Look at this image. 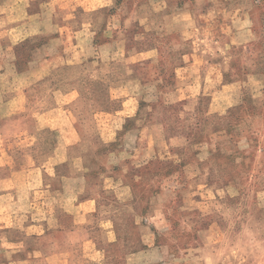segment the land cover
Here are the masks:
<instances>
[{"label": "crops", "instance_id": "1", "mask_svg": "<svg viewBox=\"0 0 264 264\" xmlns=\"http://www.w3.org/2000/svg\"><path fill=\"white\" fill-rule=\"evenodd\" d=\"M129 27L141 30L136 46L158 39L127 48ZM200 30L209 36L192 41ZM190 40L231 46V88L213 94L231 92L243 113L231 156L250 158L252 186L264 158V0H0V264H188L195 249L177 246L174 260L173 245L194 228L175 226L176 210L211 219L223 207L207 184L218 171L196 160L186 175L201 142L181 130L209 89L204 53H179L168 74L169 48H158ZM142 61L161 77L144 83L130 68ZM176 104L169 132L159 109ZM133 152L138 165L119 162ZM220 232L214 219L197 229L198 248Z\"/></svg>", "mask_w": 264, "mask_h": 264}, {"label": "rangeland", "instance_id": "2", "mask_svg": "<svg viewBox=\"0 0 264 264\" xmlns=\"http://www.w3.org/2000/svg\"><path fill=\"white\" fill-rule=\"evenodd\" d=\"M199 25H201V23ZM123 31L122 34H124L128 42L127 48L134 47L145 50L147 49L146 47L149 41L148 36L155 42L157 41L156 39H158L157 34L155 37V35H148L145 33L144 44L136 46L135 42H131V38H133L134 34H139L141 30L129 27V29L126 28L123 29ZM207 33H209L207 30H200L199 33H194L192 35L193 37L191 40L196 41V38L205 40V38L209 36ZM80 36L84 41L91 40L92 38L91 35L84 32L80 33ZM226 36L227 35H223L219 40L221 42L227 41ZM191 40L190 42L176 44L174 46L160 45L158 47L160 53H164L165 48H169L168 52L165 54L171 56L173 60L171 64L167 62L168 65H171L168 67L170 69L168 74L172 73L175 65L178 64L174 59L179 53L195 54L197 49L200 50L198 54L204 53L202 54V56H204V73L209 89H207L208 91L199 106L187 115L188 117L183 128L185 129L188 127L187 130H181L182 133L189 134L193 142H201L197 147L193 145V148L199 149L197 157H190V151L186 153L190 165L189 171L186 174L187 179L188 181L193 180L194 176V165H191V162L201 160L203 164H205V167H211V169L216 172L226 169V172L230 175L231 172L240 174L241 183L239 185L227 183L220 179L219 176L207 182L208 187L212 189V192L208 191L210 192L209 196L211 197V193H213L216 200L223 204L221 212L214 218L205 219L201 218L197 213H185L176 210L174 225L176 226L181 222H189V224L193 225L194 229L189 234H184L179 238V242H176L177 245H173L174 260H179L177 256L179 255L177 252L178 246L180 248L183 247V249H195L184 259V262L188 264H264V220L259 210L262 202L261 199L264 198V158L262 160L260 159V161L256 160V162H259L256 168L258 169V174L255 181L252 180L254 184L250 186L248 182L249 178L246 176V169H252V165L247 163L250 158H247V155H245L244 158L231 156V149H233L230 141L231 136H242L243 133L241 129L244 127L243 124L238 123L236 127L237 130H234L233 135L231 132V120L236 117L239 118L241 111L239 112V110L229 107L231 106V97H229L231 92H216L213 94V91L218 88L220 89L221 86L231 88V46H226L224 44H209L207 42L196 45L191 44ZM126 65L130 67V65ZM130 68L144 83H149L161 77L158 73L157 66H153L149 61H142L140 65H132ZM208 70L209 73L206 75ZM163 79L172 82L170 80L171 76L169 75L164 76ZM145 90L147 100H153V97L150 96V94H152L151 91H149L150 88ZM244 96L245 95L242 94L239 100L244 99ZM163 109L164 107L159 109L161 115L164 113V110L172 114L176 119H179L181 115V106H172L171 109L173 110ZM139 127V134L141 139H143V132L145 129L143 122L139 124ZM242 139H240L238 148L240 150H246V144ZM260 146H264L263 141L260 142ZM140 149L141 148H139V150ZM217 150H219L221 154L230 155L225 156L226 158L224 155L222 158L221 156L215 159H213L212 156L210 158L209 152L213 154L215 151L217 152ZM133 153L130 156L126 153L120 155L118 157L119 162L124 164L130 163L129 167L138 165L140 162L135 159L136 154ZM146 156L147 155H145V157ZM111 160L115 159L111 158ZM175 179L176 178H173L168 181L166 187H162L163 189H161L160 192L166 195L165 191L168 190V186L171 185L170 182L175 181ZM199 188V190L195 189L193 191L194 195L200 192L203 185H200ZM212 219L216 220L219 225L221 229L220 235L215 244L206 249H199L197 246L198 243H196L195 231L209 225ZM197 248L198 250H196Z\"/></svg>", "mask_w": 264, "mask_h": 264}, {"label": "trees", "instance_id": "3", "mask_svg": "<svg viewBox=\"0 0 264 264\" xmlns=\"http://www.w3.org/2000/svg\"><path fill=\"white\" fill-rule=\"evenodd\" d=\"M244 102H247V103H249L250 102V99L248 98V97H245L244 98ZM177 106H180L179 104H176ZM173 106H175V105H173ZM171 107L172 106H169V107H164V109H167V110H173V109H171ZM163 109V110H164ZM241 110H239V112H240ZM172 112H174V111H172ZM164 113H167V111L166 110H164ZM162 114L161 115V117H162V120L163 121H165L166 123H167V125H168V131L170 132V131H174V130H176V129H174V126H176V125H174V124H176L178 121H179V119H176L172 114H169V113H167V114ZM243 117V113L241 112V114H240V116H239V118L238 117H236V118H233V120H231V132H232V134L234 133V130L236 129L237 130V124L238 123H240V118H242ZM176 131H178V130H176ZM234 135V134H233ZM215 158L217 157V158H219L220 156H221V153L219 152V150H217V152H215V154L213 155ZM221 158H222V156H221ZM226 158V157H225ZM227 170L226 169H222V170H219L218 172H217V174L218 175H214V174H212V173H210L208 176H207V182L209 181V180H212V179H214L216 176H219V178L220 179H222L224 182H227V183H231V184H236V185H239L240 183H241V180H240V174H238V173H235L234 174V172H231V175L229 174V173H227L226 172ZM220 174V175H219ZM222 174V175H221ZM246 176H247V178H249L248 179V182H249V180L251 179V177H250V175H248V173L246 172ZM223 177L225 178V179H223ZM247 182V183H248ZM157 191V190H156ZM155 191V192H156ZM147 196V194H143V195H141V198H144V197H146ZM260 213H261V211H260ZM262 215V214H261Z\"/></svg>", "mask_w": 264, "mask_h": 264}]
</instances>
